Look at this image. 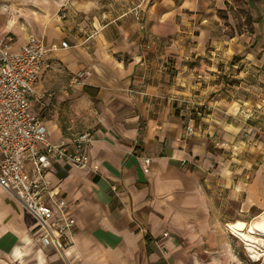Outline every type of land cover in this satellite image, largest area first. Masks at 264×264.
Here are the masks:
<instances>
[{
	"label": "crops",
	"instance_id": "obj_1",
	"mask_svg": "<svg viewBox=\"0 0 264 264\" xmlns=\"http://www.w3.org/2000/svg\"><path fill=\"white\" fill-rule=\"evenodd\" d=\"M139 4L144 29L132 13ZM198 7L0 0V40L11 37L14 51L32 36L46 45L49 67L31 103L50 142L73 148L92 132L100 167L59 162L47 175L75 222L64 253L42 244L36 220L0 187V264H252L227 227L264 209V161L252 171L254 162L225 163L208 151L206 135L222 133L224 111L209 108L204 68L192 64L207 50L206 34H191ZM194 109L201 120L188 135Z\"/></svg>",
	"mask_w": 264,
	"mask_h": 264
},
{
	"label": "built area",
	"instance_id": "obj_2",
	"mask_svg": "<svg viewBox=\"0 0 264 264\" xmlns=\"http://www.w3.org/2000/svg\"><path fill=\"white\" fill-rule=\"evenodd\" d=\"M142 5L133 10V15L144 29ZM12 42L9 36L0 40V187L15 196L36 220L42 244L64 253L73 242L75 222L68 216L67 205L50 191L47 175L59 162L99 172L89 153L94 134H79L73 148L50 142L47 128L32 111L31 103L35 87L49 67L46 45L32 36L14 51ZM193 133L194 127L188 126L187 134ZM150 164L146 161L147 168ZM243 244L251 260L260 259ZM260 246L256 248L263 253Z\"/></svg>",
	"mask_w": 264,
	"mask_h": 264
},
{
	"label": "rangeland",
	"instance_id": "obj_3",
	"mask_svg": "<svg viewBox=\"0 0 264 264\" xmlns=\"http://www.w3.org/2000/svg\"><path fill=\"white\" fill-rule=\"evenodd\" d=\"M198 2L197 10L189 13L191 34H206L207 50L192 64L204 68L203 85L210 90L207 101L214 104L209 108L224 111V121L219 125L222 133L216 130L206 135L208 151L225 163L254 162V171L264 161V0ZM192 117L195 133L201 117L195 109ZM227 209L231 212L235 207ZM263 213L264 209L255 208L230 223H248ZM227 230L241 257L252 264H264L263 244L259 245L263 256L254 262L243 241Z\"/></svg>",
	"mask_w": 264,
	"mask_h": 264
},
{
	"label": "bare ground",
	"instance_id": "obj_4",
	"mask_svg": "<svg viewBox=\"0 0 264 264\" xmlns=\"http://www.w3.org/2000/svg\"><path fill=\"white\" fill-rule=\"evenodd\" d=\"M228 229L231 234L246 243L254 258H259L262 255L256 247L259 248V244L264 245V213L248 223L242 220L230 223Z\"/></svg>",
	"mask_w": 264,
	"mask_h": 264
}]
</instances>
